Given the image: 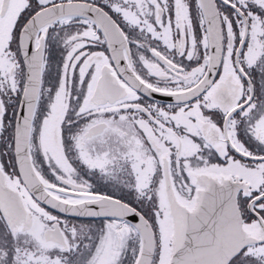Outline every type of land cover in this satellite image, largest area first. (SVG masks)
<instances>
[{
  "label": "snow or ice",
  "instance_id": "snow-or-ice-1",
  "mask_svg": "<svg viewBox=\"0 0 264 264\" xmlns=\"http://www.w3.org/2000/svg\"><path fill=\"white\" fill-rule=\"evenodd\" d=\"M0 264H264V0H0Z\"/></svg>",
  "mask_w": 264,
  "mask_h": 264
}]
</instances>
